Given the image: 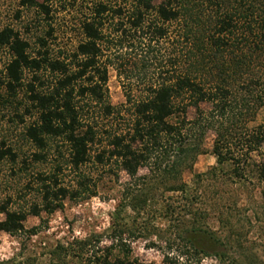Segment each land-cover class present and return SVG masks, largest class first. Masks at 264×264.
<instances>
[{
  "label": "rangeland",
  "instance_id": "rangeland-1",
  "mask_svg": "<svg viewBox=\"0 0 264 264\" xmlns=\"http://www.w3.org/2000/svg\"><path fill=\"white\" fill-rule=\"evenodd\" d=\"M35 1L44 4L45 10L30 7L23 0H0V32L10 28L17 33L28 44L30 59L45 57L66 63L83 41L82 23L98 4L124 8L130 2ZM160 2L153 0V5ZM148 20L160 25L154 16ZM177 26L172 24L170 31ZM174 48L175 43L159 42L153 53L138 47L105 53L100 62L107 68L105 100L114 111L106 115L102 103H84L83 125L94 128L96 139L90 146V161L79 171L69 166L68 148L61 140H49L47 148L40 150L27 135L38 119L29 99L30 87L48 92L61 74L46 66L26 69L21 85L10 90L6 68L11 54L7 48L0 49V204L8 203L11 211L27 214L24 232L13 236L0 232V264H85L79 242L90 240L98 248L109 246L111 218L122 203L119 230L124 232L131 259L139 264H160L161 250L170 246L173 252L183 251L185 239L205 253L190 264H264V181L256 170L264 161V143L253 153L244 151L245 136L264 124V109L248 102L243 94L247 87L244 81H239V86L231 82L235 89L216 109L210 104H201L200 111L187 108L185 144L191 152L183 164L180 182L187 185L191 195L167 192L174 183L155 184L144 192L146 199L143 195L133 203L134 209L127 205V193L144 187L139 178L148 175L153 161L139 170L138 179H132L110 159V142L113 136L131 133L133 116L128 96L132 102L144 96L150 81L158 78L159 64L174 55ZM260 66H264L262 61L258 62V76ZM218 140L229 152L227 156L241 162L242 178L236 177V164H217L212 150ZM8 151L13 160L5 156ZM97 155H103L102 163H98ZM43 178H55L70 192L51 214L43 210ZM81 178L85 179L84 186L79 184ZM190 206L192 211L204 213L198 226L208 235L189 232L197 220L187 215ZM34 207L39 216L31 214ZM33 228L34 235L30 233ZM118 253V249L114 251Z\"/></svg>",
  "mask_w": 264,
  "mask_h": 264
},
{
  "label": "trees",
  "instance_id": "trees-1",
  "mask_svg": "<svg viewBox=\"0 0 264 264\" xmlns=\"http://www.w3.org/2000/svg\"><path fill=\"white\" fill-rule=\"evenodd\" d=\"M23 1L30 7L45 10V5L35 0ZM149 16H154L160 25L148 20ZM174 23L178 26L172 32L170 26ZM81 29L83 41L67 63L45 57L30 59L28 44L12 29L2 30L0 49L7 48L11 54L6 68V86L10 90L19 87L26 69L40 70L46 66L61 74L62 78L48 92L30 87L29 99L38 119L28 128L27 135L40 150L47 148L49 140H61L68 148L69 166L79 171L90 161V146L96 139L94 128L83 125L84 103H102L106 115L114 111L105 100L107 68L100 65L105 53L128 51L134 47L153 53L159 42L175 43L174 55L159 64L158 78L150 81L144 96L133 102L128 96L133 116L131 133L113 136L110 142V159H114L132 179H138L139 170L149 167L147 164L153 161L148 175L139 178L144 187L127 193V205L132 209L133 203L142 198L146 190L151 191L155 184L174 183L167 192L191 195L187 185L180 182L183 164L191 152L186 147L184 131L188 107L200 111L201 104H210L216 109L235 89V84L230 83L239 86V81H244L247 87L243 94L248 102L253 101L256 107L264 109V66L259 67L262 72L258 76V62L264 64V0H161L157 5H153V0H130L124 8L100 3L84 20ZM218 137L221 139V133ZM262 143L264 124L245 136L244 151L247 155L253 153ZM212 153L218 165L236 164V177H243V169L239 168L241 162L227 156L229 152L219 140L214 143ZM6 155L14 159L11 152ZM96 159L102 163L103 155H97ZM256 170L258 178L264 181V161L256 165ZM81 179L79 184L84 186L85 179ZM41 181L43 210L51 214L61 207L70 192L60 187L55 178ZM191 203L188 200V204ZM122 205L111 218L109 246L98 248L90 240L79 242L85 264H139L131 259L124 232L119 230L118 210ZM8 207V203L0 204L3 215L0 232L11 236L24 232L27 214L11 211ZM190 208L187 215H193L197 220L189 232L208 235L198 226V219H202L204 213ZM31 214L39 216L38 208L34 207ZM35 231L33 228L30 233L34 235ZM185 241L183 251L173 252L170 246L166 251L161 250L160 264H190L191 260L198 262L200 255H205L190 240ZM117 249L118 255L114 254Z\"/></svg>",
  "mask_w": 264,
  "mask_h": 264
}]
</instances>
